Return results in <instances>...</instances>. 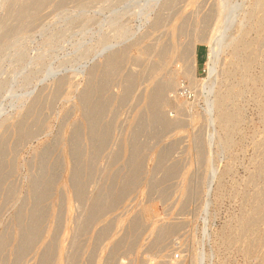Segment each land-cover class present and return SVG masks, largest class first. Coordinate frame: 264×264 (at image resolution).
I'll use <instances>...</instances> for the list:
<instances>
[{
	"label": "rangeland",
	"instance_id": "rangeland-1",
	"mask_svg": "<svg viewBox=\"0 0 264 264\" xmlns=\"http://www.w3.org/2000/svg\"><path fill=\"white\" fill-rule=\"evenodd\" d=\"M163 1L0 0V264H264V0Z\"/></svg>",
	"mask_w": 264,
	"mask_h": 264
},
{
	"label": "bare ground",
	"instance_id": "bare-ground-1",
	"mask_svg": "<svg viewBox=\"0 0 264 264\" xmlns=\"http://www.w3.org/2000/svg\"><path fill=\"white\" fill-rule=\"evenodd\" d=\"M28 1V0H27ZM164 1H165V3H164ZM163 1V4H167V3H169L171 0H164ZM169 1V2H168ZM262 1V0H261ZM156 1H154V3H155ZM259 2V1H258ZM259 3H261V2H259ZM26 4V3H25ZM156 4V3H155ZM160 4V3H159ZM162 4V3H161ZM160 4V5H161ZM175 4V3H174ZM27 5V4H26ZM23 6V5H22ZM159 6V5H158ZM163 6V5H162ZM23 8V7H22ZM37 8V7H36ZM214 9V8H213ZM222 9V8H221ZM160 10V9H159ZM215 10V9H214ZM15 11V10H14ZM162 11V10H161ZM159 13H161V12H159ZM17 15H18V13H17ZM23 15V14H22ZM164 15V14H163ZM149 16V15H148ZM161 16V15H160ZM205 16V15H204ZM209 16V15H208ZM159 17V16H158ZM223 18V17H222ZM222 18H221V21H220V18H219V15H218V19H219V23L220 22H222ZM183 19V18H182ZM210 19H211V16H210ZM158 22H160L159 20H157ZM261 21L263 22L264 21V17H262L261 18ZM206 22V21H205ZM156 23V22H155ZM180 23V22H179ZM208 23V22H207ZM211 23V22H210ZM261 23V22H260ZM157 24H160V23H157ZM217 24V23H216ZM219 25V24H218ZM159 26V25H158ZM219 28V27H218ZM215 29V30H219V29ZM221 30H222V28H221ZM220 31V30H219ZM182 32V31H181ZM163 36V35H162ZM161 36V37H162ZM142 37V36H141ZM213 37V36H212ZM212 37H210L209 39L207 38V39H205L204 40V42H206V44L208 45V48H209V51H210V53H215V58H216V55H218V51L216 50V48H215V46L213 45H211L212 43H211V40H212ZM154 38V37H153ZM206 38V37H205ZM196 39V38H195ZM198 40V39H197ZM203 40V39H202ZM167 41V40H166ZM200 41V40H199ZM193 42V41H192ZM197 42V41H196ZM133 44V43H132ZM169 44V43H168ZM213 44H215V43H213ZM218 45V44H217ZM216 45V46H217ZM151 46V45H150ZM143 47V46H142ZM166 48V47H165ZM155 49V48H154ZM181 49V48H180ZM147 50V49H146ZM185 50H186V48H185ZM216 51V52H215ZM164 53V52H163ZM166 53H168V52H166ZM172 53L173 52H171L170 53V55L172 56ZM217 53V54H216ZM113 54V53H112ZM125 54H127V53H125ZM161 54V53H160ZM196 52H195V43H191L190 45H189V50H188V66H189V69H187L186 71L187 72H185L184 73V75L185 76H187L194 84H201L202 85V87L203 88H205L206 87V85L207 84H209L210 83V81L209 82H204V81H195V80H197V79H195V72H196V63H197V61H196ZM181 55V54H180ZM184 55V54H183ZM161 56V55H160ZM171 56H169L168 54H165L164 53V58L162 59L163 61L161 62L162 63V65H161V69H163L164 67H166L167 66V64H168V62H169V59L171 58ZM178 56V55H177ZM182 56V55H181ZM111 57V56H110ZM186 57V56H185ZM116 58V57H115ZM180 59V58H179ZM175 60V59H174ZM212 59H210V57L208 58V61H207V63H206V66H207V68H208V75L209 76H211L212 74H214L213 72H214V70L215 69H217L216 68V62L214 63L213 62V60L211 61ZM152 62V61H151ZM110 63V62H109ZM109 63H108V65H109ZM116 63H117V61H116ZM179 63V62H178ZM183 63V62H182ZM149 65V64H148ZM180 65V64H179ZM153 66V65H152ZM218 66V65H217ZM249 66H250V64H249ZM108 67V66H107ZM110 67V66H109ZM116 67V66H115ZM111 68V67H110ZM175 68V67H174ZM179 68V67H178ZM103 69V68H102ZM148 69V68H147ZM152 69V68H151ZM112 70V69H111ZM174 70V69H173ZM167 71V70H166ZM185 71V70H184ZM179 73V72H178ZM93 74V73H92ZM97 74H98V72H97ZM94 75V74H93ZM108 76V75H107ZM174 76H175V74H174ZM208 76V77H209ZM213 76V75H212ZM133 77V76H132ZM209 78H211V77H209ZM128 79V78H127ZM211 79H214V78H211ZM213 81V80H212ZM127 82H129V81H127ZM213 83V82H212ZM198 84V85H199ZM163 85V84H162ZM173 86H174V84H173V79H171V80H169L168 82H166L165 84H164V86L163 87H160V89H157V92H156V94H155V99H157L158 100V102H159V100H162V98L164 97L163 95H164V93L167 91V90H169V89H171V88H173ZM208 89H210V90H212L213 88H212V84L210 83L209 85H208ZM157 88H158V86H157ZM212 88V89H211ZM175 89V88H174ZM202 89V88H201ZM149 92V91H148ZM90 94V93H89ZM208 94V93H207ZM152 96V95H151ZM166 96V95H165ZM169 96V95H168ZM216 96H218V94L216 95ZM220 96V95H219ZM218 96V97H219ZM220 97H222V96H220ZM222 98H224V97H222ZM222 98H221V102H222ZM171 99V98H170ZM174 99V98H173ZM225 99V98H224ZM215 100V99H214ZM217 100V99H216ZM218 101V100H217ZM88 102V101H87ZM155 102V101H154ZM215 102V101H214ZM220 102V101H219ZM221 102H220V104H221ZM159 104H160V102H159ZM220 104H218V103H214V106H212V107H218V109H219V106H220ZM223 104H224V102H223ZM177 105V104H176ZM180 107V106H179ZM178 107V110L181 108H179ZM222 108V107H221ZM213 109H215V108H213ZM220 111V110H219ZM222 111H224V110H222ZM220 113H223V112H220ZM90 114V113H89ZM96 114V113H95ZM217 114V113H216ZM225 114L227 115L228 113H226L225 112ZM225 114L224 115H219V117H218V115L216 116V118L218 117V120H220L221 118L222 119H224V120H222L221 119V122L222 121H224L225 122V120H227V116H225ZM228 116H230V114L228 115ZM159 117V116H158ZM215 118V117H214ZM229 118V117H228ZM161 119H163V117L161 118ZM229 119H231V117L229 118ZM160 120V119H159ZM171 121V120H170ZM170 121H168V122H170ZM227 121H229V120H227ZM173 123H175L174 122V120L172 121ZM97 123V122H96ZM19 126V125H18ZM93 126V125H92ZM170 126H171V124H170ZM177 126V125H176ZM96 127V126H95ZM177 128V127H176ZM100 137V136H99ZM97 143V142H96ZM122 190V189H121ZM19 225V224H18ZM34 235V234H33Z\"/></svg>",
	"mask_w": 264,
	"mask_h": 264
}]
</instances>
